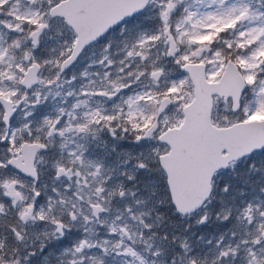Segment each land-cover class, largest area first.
I'll list each match as a JSON object with an SVG mask.
<instances>
[{
    "label": "snow or ice",
    "instance_id": "obj_1",
    "mask_svg": "<svg viewBox=\"0 0 264 264\" xmlns=\"http://www.w3.org/2000/svg\"><path fill=\"white\" fill-rule=\"evenodd\" d=\"M0 264H264V0H0Z\"/></svg>",
    "mask_w": 264,
    "mask_h": 264
}]
</instances>
